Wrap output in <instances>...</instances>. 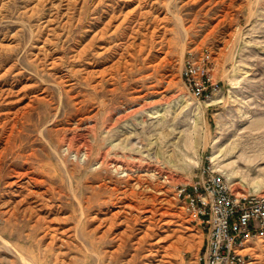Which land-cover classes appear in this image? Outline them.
<instances>
[{"label":"rangeland","instance_id":"obj_1","mask_svg":"<svg viewBox=\"0 0 264 264\" xmlns=\"http://www.w3.org/2000/svg\"><path fill=\"white\" fill-rule=\"evenodd\" d=\"M208 167L264 193V0H0V264H199Z\"/></svg>","mask_w":264,"mask_h":264},{"label":"built area","instance_id":"obj_2","mask_svg":"<svg viewBox=\"0 0 264 264\" xmlns=\"http://www.w3.org/2000/svg\"><path fill=\"white\" fill-rule=\"evenodd\" d=\"M211 61L208 49L189 52L184 60L183 83L197 98H209L216 90ZM178 196L205 235L200 264H256L244 250L249 242L264 239V193L239 196L224 174L208 167L193 183L182 185Z\"/></svg>","mask_w":264,"mask_h":264},{"label":"bare ground","instance_id":"obj_3","mask_svg":"<svg viewBox=\"0 0 264 264\" xmlns=\"http://www.w3.org/2000/svg\"><path fill=\"white\" fill-rule=\"evenodd\" d=\"M96 35H97V34H96ZM87 48H89V47H87ZM87 48L84 49V53L87 51V50H86ZM216 158H217V157H216ZM104 236H105V234H104ZM28 264H29V263H28ZM30 264H31V263H30Z\"/></svg>","mask_w":264,"mask_h":264},{"label":"crops","instance_id":"obj_4","mask_svg":"<svg viewBox=\"0 0 264 264\" xmlns=\"http://www.w3.org/2000/svg\"><path fill=\"white\" fill-rule=\"evenodd\" d=\"M200 264V263H199Z\"/></svg>","mask_w":264,"mask_h":264}]
</instances>
